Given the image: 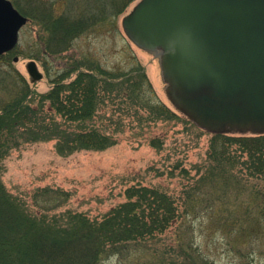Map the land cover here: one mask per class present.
Returning <instances> with one entry per match:
<instances>
[{"label":"rangeland","instance_id":"1","mask_svg":"<svg viewBox=\"0 0 264 264\" xmlns=\"http://www.w3.org/2000/svg\"><path fill=\"white\" fill-rule=\"evenodd\" d=\"M10 1L22 8L34 5L36 9L42 3H54L55 15L62 11L59 0ZM138 1H131L122 14L74 39L70 48L56 57L46 56L40 49L45 34L38 24L29 19L20 30L12 56L18 60L12 61L11 68L0 63V75L9 72L14 79L23 78L34 91L28 98L30 104L40 108L49 124L63 120L54 116L51 121L50 103H39L37 96L50 91L54 79L72 67L84 71L99 68L114 74L142 68L146 84L143 100L123 90L116 98L103 96L89 122L106 131L122 127V132L115 134L114 146L103 151L58 153L56 140L39 141L32 136L30 140L31 134L23 133L19 144L6 153L0 164L3 186L33 213L54 208L48 202H37L36 191L60 190L68 200L50 215L71 211L98 220L125 202V190L134 185L154 187L176 201L184 214L171 229L145 242L128 243L110 252L101 264H264V222L238 221L237 217L255 200L254 193L264 191V179L252 181L244 173H237L230 177L236 178V186H227L226 181H218L215 186L207 183L199 189L205 196L189 198L187 192L203 171L213 134L174 109L166 97L159 59L136 47L124 34L122 19ZM30 60L43 74L35 83L29 81L26 70ZM74 76L72 73L64 81ZM3 94L6 91L0 86V99ZM157 102L174 110L177 117L150 116L148 107ZM152 140L159 146L150 145ZM223 191H229L225 198L221 197ZM228 221L233 222L228 225Z\"/></svg>","mask_w":264,"mask_h":264},{"label":"trees","instance_id":"2","mask_svg":"<svg viewBox=\"0 0 264 264\" xmlns=\"http://www.w3.org/2000/svg\"><path fill=\"white\" fill-rule=\"evenodd\" d=\"M59 1L62 11L57 15L54 3H42L36 9L34 5L22 8L13 2L20 13L42 28L45 41L40 49L46 56L56 57L67 51L74 39L108 18L122 14L133 0ZM13 55L14 51L2 55L0 63L11 68ZM77 68L62 72L54 79L50 91L37 96L39 103H50L51 121L54 116L63 120L52 124L45 121L40 108L30 104L28 98L34 91L24 79H14L9 72H2L0 86L6 94L0 99V164L6 153L19 144L23 133H30V140L31 136L39 141L54 139L57 152L66 154L103 151L116 144L115 134L122 132V127L106 131L89 122L103 96L116 98L123 90L128 96L143 100L142 88L146 84L143 69L114 74L99 68L96 72ZM72 73L74 78L65 82ZM148 109L150 116L178 115L158 102ZM159 144L155 140L150 142L154 147ZM202 170L194 187L187 192L189 198L205 196L199 189L207 183L215 186L218 181H226L227 186H236L238 181L230 177L237 173H244L252 181L264 179V134H213ZM1 173L0 165V264H101L110 252L131 242L154 239L171 229L184 214L167 193L140 185L127 188L126 201L111 208L99 220L71 211L50 215L68 200L67 194L60 190L36 191L37 202H48L54 208L33 213L6 191ZM228 192L223 191L221 197L225 198ZM253 196L255 200L242 208L238 221L264 222V191Z\"/></svg>","mask_w":264,"mask_h":264},{"label":"water","instance_id":"3","mask_svg":"<svg viewBox=\"0 0 264 264\" xmlns=\"http://www.w3.org/2000/svg\"><path fill=\"white\" fill-rule=\"evenodd\" d=\"M26 22L0 0V56L16 47ZM121 24L159 59L168 100L193 124L215 134L264 133V0H140ZM26 70L41 80L34 61Z\"/></svg>","mask_w":264,"mask_h":264}]
</instances>
